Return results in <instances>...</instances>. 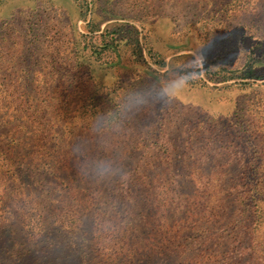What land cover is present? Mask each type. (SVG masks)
<instances>
[{"label": "rangeland", "instance_id": "374dc122", "mask_svg": "<svg viewBox=\"0 0 264 264\" xmlns=\"http://www.w3.org/2000/svg\"><path fill=\"white\" fill-rule=\"evenodd\" d=\"M2 232L264 264V0H0Z\"/></svg>", "mask_w": 264, "mask_h": 264}, {"label": "trees", "instance_id": "16d2710c", "mask_svg": "<svg viewBox=\"0 0 264 264\" xmlns=\"http://www.w3.org/2000/svg\"><path fill=\"white\" fill-rule=\"evenodd\" d=\"M9 239L8 235L0 233V264H84L85 262V255L82 254L84 252L75 248L74 243L64 247L60 255L56 254L57 248H52L50 244L23 250Z\"/></svg>", "mask_w": 264, "mask_h": 264}, {"label": "clouds", "instance_id": "9594fccd", "mask_svg": "<svg viewBox=\"0 0 264 264\" xmlns=\"http://www.w3.org/2000/svg\"><path fill=\"white\" fill-rule=\"evenodd\" d=\"M181 83H183V81H181V82H177V84L176 85H174V87H177L179 84H181Z\"/></svg>", "mask_w": 264, "mask_h": 264}]
</instances>
